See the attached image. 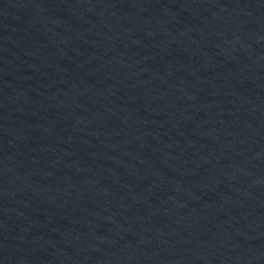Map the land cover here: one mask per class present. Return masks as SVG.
<instances>
[{
	"label": "water",
	"instance_id": "water-1",
	"mask_svg": "<svg viewBox=\"0 0 264 264\" xmlns=\"http://www.w3.org/2000/svg\"><path fill=\"white\" fill-rule=\"evenodd\" d=\"M0 264H264V0H0Z\"/></svg>",
	"mask_w": 264,
	"mask_h": 264
}]
</instances>
